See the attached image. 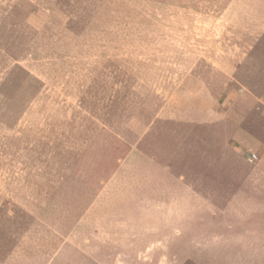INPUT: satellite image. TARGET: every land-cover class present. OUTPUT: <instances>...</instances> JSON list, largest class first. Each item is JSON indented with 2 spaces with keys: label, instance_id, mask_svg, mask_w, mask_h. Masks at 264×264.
I'll return each mask as SVG.
<instances>
[{
  "label": "rangeland",
  "instance_id": "374dc122",
  "mask_svg": "<svg viewBox=\"0 0 264 264\" xmlns=\"http://www.w3.org/2000/svg\"><path fill=\"white\" fill-rule=\"evenodd\" d=\"M263 109L264 0H0V264H264Z\"/></svg>",
  "mask_w": 264,
  "mask_h": 264
},
{
  "label": "crops",
  "instance_id": "0c3cea01",
  "mask_svg": "<svg viewBox=\"0 0 264 264\" xmlns=\"http://www.w3.org/2000/svg\"><path fill=\"white\" fill-rule=\"evenodd\" d=\"M196 99H197L196 101L191 100L189 102L188 110L186 113L182 114V117L178 115H173L172 117H168V118L169 120L173 121L174 127H179L178 123H185L184 125H186V127L188 128L192 127L195 130L197 128L198 135H200L199 134L200 129L204 131L207 125H213L219 121V119L221 118V104L219 102V98L211 97L208 95H197ZM179 130L180 129H177L175 131L181 133V130L180 131ZM170 169L171 167L169 166H166L164 168L161 167L160 171L158 172L156 170H153V168L151 167V171H149L151 175L150 176L151 188L152 187L156 188V185L159 182L161 183V181L163 180H165V182L168 183L166 177L159 176L158 174H162V175L167 174L170 171ZM104 189L105 187H103V190ZM103 190L101 192H103Z\"/></svg>",
  "mask_w": 264,
  "mask_h": 264
},
{
  "label": "built area",
  "instance_id": "2783aa9c",
  "mask_svg": "<svg viewBox=\"0 0 264 264\" xmlns=\"http://www.w3.org/2000/svg\"><path fill=\"white\" fill-rule=\"evenodd\" d=\"M256 158H257L256 154H253V153L248 154L246 157L247 161H249V162H253L254 160H256Z\"/></svg>",
  "mask_w": 264,
  "mask_h": 264
}]
</instances>
